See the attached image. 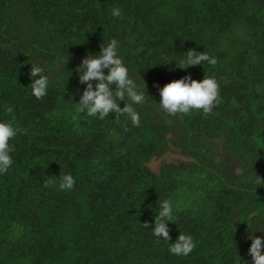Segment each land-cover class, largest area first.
Segmentation results:
<instances>
[{
  "label": "trees",
  "instance_id": "1",
  "mask_svg": "<svg viewBox=\"0 0 264 264\" xmlns=\"http://www.w3.org/2000/svg\"><path fill=\"white\" fill-rule=\"evenodd\" d=\"M112 39L146 85L132 105L139 126L76 110L82 58ZM190 48L216 65L176 67ZM31 65L49 78L42 99ZM186 75L219 83L211 113L160 109L159 88ZM0 121L26 130L0 173V264H253L249 234L264 238V0H0ZM173 148L195 161L153 170ZM66 173L72 190L58 187ZM164 200L170 241L142 226ZM179 233L196 243L187 256L168 251Z\"/></svg>",
  "mask_w": 264,
  "mask_h": 264
},
{
  "label": "clouds",
  "instance_id": "2",
  "mask_svg": "<svg viewBox=\"0 0 264 264\" xmlns=\"http://www.w3.org/2000/svg\"><path fill=\"white\" fill-rule=\"evenodd\" d=\"M111 14L117 18H121L122 15L121 10L115 7L112 9ZM204 62L215 66L217 60L204 51L198 52L190 48L187 50L186 56L178 64L175 63V66L186 69L189 66L202 65ZM105 69H107V74H105ZM77 73L79 81L86 84V88L77 102V112H86L88 116L98 117L101 120L107 117L109 113H116L118 116L127 115L134 126H139L140 116L132 105L144 102L146 85L144 82L143 90H139L136 82L130 78L128 68L118 55V41L116 39H112L107 46H101L98 55L88 54L83 57L81 64L77 68ZM30 76L32 77V94L37 99H42L47 94L49 84V78L44 74V68L39 65H31ZM34 77L36 78L33 79ZM140 79L142 80L141 77ZM93 81H95V85H93ZM219 89L220 85L213 76L204 75L203 79L196 80L190 75H186L180 79H174L159 88V107L171 116L177 114L186 116L193 110H202L207 115L212 112L215 106L221 103ZM125 97L130 99L132 103L123 104V107H120L118 101L124 102ZM12 111L11 107L6 109L9 114ZM117 123H119L118 117ZM18 132L25 133L26 130L14 126L11 121H0V173H6L13 163L10 153L14 152L15 148L10 144V141ZM171 135V133H168L167 137L170 138ZM213 142L219 146L222 145L219 140ZM206 143L210 144L211 140H206ZM204 150L202 148L203 152ZM175 152L168 150L161 157L170 154L172 156L171 161H174L181 159L176 157V155L186 156L177 150ZM161 161L163 160L161 159ZM236 172L237 174L241 173L239 168H236ZM55 183L56 181L50 178L44 182V186L51 187ZM74 185L75 178L70 173H66L60 178L58 187L60 190H72ZM172 209L173 205L170 200L162 201L160 211L154 218V226H150L147 221L143 222L142 226L144 228H152V233L157 238L161 239L162 237L164 241H170L171 237L166 221L174 222ZM252 215L253 213L250 214V216ZM257 229L264 231V228ZM249 236L251 244L248 251L252 257L253 264H264V251H262L264 238L252 235V232ZM234 244L235 241L233 242V247ZM195 247L196 243L190 234L179 233L175 242L170 243L168 251L177 256H187Z\"/></svg>",
  "mask_w": 264,
  "mask_h": 264
},
{
  "label": "rangeland",
  "instance_id": "3",
  "mask_svg": "<svg viewBox=\"0 0 264 264\" xmlns=\"http://www.w3.org/2000/svg\"><path fill=\"white\" fill-rule=\"evenodd\" d=\"M161 159L165 162L171 161L172 160V156L170 154H166L163 157H159V158H155L154 159V163L155 165L153 166V169L156 170L158 168L159 163L161 162Z\"/></svg>",
  "mask_w": 264,
  "mask_h": 264
},
{
  "label": "water",
  "instance_id": "4",
  "mask_svg": "<svg viewBox=\"0 0 264 264\" xmlns=\"http://www.w3.org/2000/svg\"><path fill=\"white\" fill-rule=\"evenodd\" d=\"M176 157H179V158L183 159L184 161H194V158H192V157H187V156H183V155H176Z\"/></svg>",
  "mask_w": 264,
  "mask_h": 264
}]
</instances>
